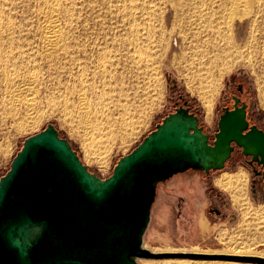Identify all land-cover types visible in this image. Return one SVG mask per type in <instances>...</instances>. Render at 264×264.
<instances>
[{
  "label": "bare ground",
  "instance_id": "bare-ground-1",
  "mask_svg": "<svg viewBox=\"0 0 264 264\" xmlns=\"http://www.w3.org/2000/svg\"><path fill=\"white\" fill-rule=\"evenodd\" d=\"M240 63L264 81V0H0V127L27 129L41 104L55 107L59 98L99 136L91 148L111 150L159 107L165 67L209 112L224 75ZM214 182L243 216L260 219L242 168ZM260 229L264 218L248 231Z\"/></svg>",
  "mask_w": 264,
  "mask_h": 264
},
{
  "label": "water",
  "instance_id": "water-1",
  "mask_svg": "<svg viewBox=\"0 0 264 264\" xmlns=\"http://www.w3.org/2000/svg\"><path fill=\"white\" fill-rule=\"evenodd\" d=\"M244 117L242 108L225 112L210 144L199 118L177 107L105 177L91 171L48 123L22 141L0 176V264H140L192 256L143 246L157 186L187 170H222L232 142L261 164L264 179V133L251 127L242 134ZM223 257L264 263L258 257Z\"/></svg>",
  "mask_w": 264,
  "mask_h": 264
},
{
  "label": "rangeland",
  "instance_id": "rangeland-1",
  "mask_svg": "<svg viewBox=\"0 0 264 264\" xmlns=\"http://www.w3.org/2000/svg\"><path fill=\"white\" fill-rule=\"evenodd\" d=\"M242 73L250 84L252 93L254 94V107L261 112L263 116V121L261 123L264 125V81L258 68L240 63L226 73L222 79L221 87L213 100L212 108L208 112L202 99H200L197 90L192 91L193 89H191V86L186 85L187 83L182 77L178 76L176 70L165 67L161 75L163 98L159 107L153 112L149 120L143 123V125L137 129L138 131L135 130L136 132L127 138L123 144H116L111 150H104L106 144L102 147V143H98L91 148V141L96 140L99 136L97 133H94L95 131L92 130V127L87 126L88 124H86L84 120L81 121L78 113L72 111V113L70 112L71 115L67 114L68 110L65 109L61 100L58 98L55 107L51 106L52 104L50 103L41 104L39 109L41 111L38 112L35 123L27 129L21 131L16 130L13 126H9V124L0 127V176L8 170L12 158L21 148L22 141L26 137L44 129L48 123L54 124L59 134L71 143L84 164L91 171L100 176H107L111 172V168L115 161L118 160L119 157L129 153L144 136L154 129L155 125L166 116L167 112L172 110V101L175 97L174 94L178 92L183 93L187 99L200 110L202 124L210 127L214 125L215 109L223 90L226 87V81L233 78L235 75ZM90 130H92L93 135ZM94 134L97 138L94 137ZM99 140L100 138L98 141ZM237 168H242L248 175L247 195L249 202L251 203L252 209L258 207V212H261L260 216L262 219L260 217V219H255L256 221H254V218L258 216L253 217L252 215L250 216V214L243 216V211L239 210L236 206L234 207L228 194L215 185V178L219 174L222 172H232ZM250 176L251 171L241 164L234 169H223L212 174L210 184L215 189L220 190L224 197V202L220 204V208L224 215L221 217L209 214L208 209L210 207V202L207 199L205 192L207 186L206 183L200 179V174L198 172H194V170L185 171L174 176L165 183L158 185L156 199L151 210L150 222L144 236L143 246L151 252L172 255L186 254L192 256H169L163 258L143 259L140 260L139 263L264 264L247 260L227 259L223 257L235 256L230 254V252H232L233 248H237L242 254L245 252L247 253H245V257H258L264 259V242L261 241V233L263 234V232H261L262 230L260 229L255 232L250 230V232H254L253 235L248 231L253 222L257 223L261 220L263 221L264 218V201H255L250 198ZM245 218L247 220H245ZM251 218H253V220ZM247 223L249 225H247ZM240 225L243 226V230ZM245 228L247 230H245ZM236 231H239L241 236L244 237V240ZM257 232L261 233L259 234ZM238 238L242 240H239ZM229 239L233 240V242ZM240 241H243V243L241 244ZM257 242L259 243L256 244ZM243 244L246 246L244 247ZM235 245L237 247H234ZM227 251L228 254L226 253ZM239 257H244V255H239Z\"/></svg>",
  "mask_w": 264,
  "mask_h": 264
},
{
  "label": "flooded vegetation",
  "instance_id": "flooded-vegetation-1",
  "mask_svg": "<svg viewBox=\"0 0 264 264\" xmlns=\"http://www.w3.org/2000/svg\"><path fill=\"white\" fill-rule=\"evenodd\" d=\"M225 85L226 87L224 88L221 98L215 109V115H214L215 121L213 126L209 127L202 124L200 110L197 109L196 105L192 104V102L188 100L183 93L178 92L174 94L175 97L173 98L172 101V105H173L172 110L167 112V114L173 112L177 107L180 106L188 107L189 111L199 118V125L202 126L203 132L208 135L210 144L214 141L215 133L219 131L218 122L221 116H223L227 111L235 110V108H242L245 112L244 119L245 122L247 123V128L243 130L242 134H245L248 131H250L251 127H255L258 131L264 133V125L261 123L263 121V116L261 112L254 107V94L252 93L250 84L247 82L245 75L243 73L237 74L233 78L228 79ZM231 146L233 149L231 151L230 158L225 162V167L223 169H234L240 164L246 166L251 171V176L249 178L250 198L255 201H259V200L262 201L264 199V194H263L264 179L262 178L261 164H258L257 160H253L251 156H245L242 153V148L237 146L236 143L232 142ZM194 172H198L200 174V179L206 183L207 187L205 189V192L207 195V199L210 202L209 203L210 207L208 209L209 214L215 216L217 215L220 217L224 216L220 208V204L224 202V197L220 192V190L215 189L210 184V178L212 174H214L217 171H210L207 174L204 173L203 171H194ZM173 177H171L170 179H172Z\"/></svg>",
  "mask_w": 264,
  "mask_h": 264
},
{
  "label": "built area",
  "instance_id": "built-area-1",
  "mask_svg": "<svg viewBox=\"0 0 264 264\" xmlns=\"http://www.w3.org/2000/svg\"><path fill=\"white\" fill-rule=\"evenodd\" d=\"M106 176V175H105ZM105 176H102V177H105Z\"/></svg>",
  "mask_w": 264,
  "mask_h": 264
}]
</instances>
